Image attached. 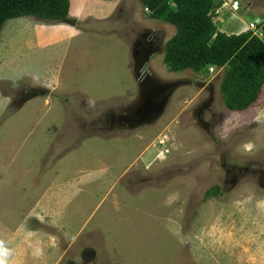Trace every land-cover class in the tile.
Listing matches in <instances>:
<instances>
[{
  "label": "rangeland",
  "instance_id": "rangeland-1",
  "mask_svg": "<svg viewBox=\"0 0 264 264\" xmlns=\"http://www.w3.org/2000/svg\"><path fill=\"white\" fill-rule=\"evenodd\" d=\"M70 1L65 19L0 33L7 264H264V87L231 110L224 68L166 67L177 29L140 0ZM212 12L218 34L263 37L264 0ZM146 65L168 104L130 125Z\"/></svg>",
  "mask_w": 264,
  "mask_h": 264
},
{
  "label": "trees",
  "instance_id": "trees-1",
  "mask_svg": "<svg viewBox=\"0 0 264 264\" xmlns=\"http://www.w3.org/2000/svg\"><path fill=\"white\" fill-rule=\"evenodd\" d=\"M140 1L151 17L177 29L167 43L165 65L169 70L224 68L221 92L229 109L243 110L257 100L264 86V24L263 37L249 31L228 36L216 32L214 0ZM70 8V0H0V33L8 19L33 16L62 20ZM220 189L212 186L207 197L219 195Z\"/></svg>",
  "mask_w": 264,
  "mask_h": 264
},
{
  "label": "water",
  "instance_id": "water-1",
  "mask_svg": "<svg viewBox=\"0 0 264 264\" xmlns=\"http://www.w3.org/2000/svg\"><path fill=\"white\" fill-rule=\"evenodd\" d=\"M148 65L143 66L142 75L138 71L137 77L140 83V104L136 109L130 112L127 116L129 119L130 125H138V124H151L156 122V120L164 114L166 107V99H163L161 102L150 104L149 100L151 96H153L158 90L150 79L145 75L144 70ZM166 100V101H165Z\"/></svg>",
  "mask_w": 264,
  "mask_h": 264
},
{
  "label": "clouds",
  "instance_id": "clouds-1",
  "mask_svg": "<svg viewBox=\"0 0 264 264\" xmlns=\"http://www.w3.org/2000/svg\"><path fill=\"white\" fill-rule=\"evenodd\" d=\"M209 70L211 71V72H214V71H217L216 69H215V67H213V66H211V67H209ZM219 70V69H218ZM144 76H146V73H145V75ZM138 81H139V79H138ZM264 87V86H263ZM164 98H162V100H163ZM161 100V101H162ZM166 101V100H165ZM168 104V101L166 102V104L165 105H167ZM125 117H127V116H125ZM168 142H169V139H167L166 141H163V140H159L158 141V147H159V151H163V153H168V152H170V147H168ZM10 255V251H9V249H7L5 246H4V243L2 242V241H0V264H7V257Z\"/></svg>",
  "mask_w": 264,
  "mask_h": 264
},
{
  "label": "flooded vegetation",
  "instance_id": "flooded-vegetation-1",
  "mask_svg": "<svg viewBox=\"0 0 264 264\" xmlns=\"http://www.w3.org/2000/svg\"><path fill=\"white\" fill-rule=\"evenodd\" d=\"M161 93H162V90H158L153 96H151L149 103L154 104V103L161 102L162 100ZM122 118H126L129 121V119L125 116H123Z\"/></svg>",
  "mask_w": 264,
  "mask_h": 264
}]
</instances>
